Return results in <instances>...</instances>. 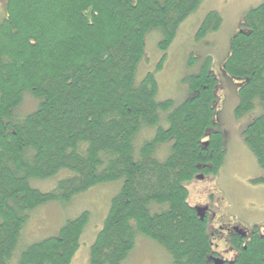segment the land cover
Here are the masks:
<instances>
[{"label": "trees", "instance_id": "1", "mask_svg": "<svg viewBox=\"0 0 264 264\" xmlns=\"http://www.w3.org/2000/svg\"><path fill=\"white\" fill-rule=\"evenodd\" d=\"M202 0H5L0 18V264H9L36 208L68 202L93 186L122 180L91 245L89 264H123L138 235L160 243L171 264H214L207 222L188 201L185 181L217 174L225 160L215 126L217 78L209 68L189 78L191 97L173 107L157 101L155 72L134 85L146 34L163 30L167 50L180 24ZM223 23L216 10L198 36ZM225 71L247 80L236 112L264 103V1L243 17L232 37ZM36 99L21 113L25 97ZM163 119L168 125L163 126ZM144 126L157 127L135 149ZM264 168V114L244 130ZM205 138L209 146H205ZM172 140L163 159L157 153ZM62 169L73 174L43 191L31 185ZM158 205L154 210L153 205ZM90 219L83 211L57 235L27 245L16 264H71ZM234 262L264 264V238H256Z\"/></svg>", "mask_w": 264, "mask_h": 264}, {"label": "rangeland", "instance_id": "2", "mask_svg": "<svg viewBox=\"0 0 264 264\" xmlns=\"http://www.w3.org/2000/svg\"><path fill=\"white\" fill-rule=\"evenodd\" d=\"M264 0H202L179 26L178 33L167 50L162 68H158L163 50L160 41L163 30L151 29L145 37L144 56L138 63L134 85H139L148 72H155L159 89L157 101L173 100V107L191 97L189 78L209 68L217 78L215 86V126L212 130L221 131L225 160L217 174H209L204 179L185 181L189 191L188 201L193 206L210 205L215 218L208 219L207 232L210 234L213 223L224 226L238 225L251 232L259 228L264 234V168L245 142L244 130L258 116L264 114V103L260 98L254 100L251 109L237 113L240 102L238 90L245 77L234 78L224 69L230 54L232 37L239 30L246 13ZM5 0H0V18L5 14ZM218 11L223 18L220 28L198 36L199 28L210 11ZM36 99L27 95L20 108L21 113L34 109ZM167 126V119H163ZM155 127L144 126L134 140L135 149L146 139L154 136ZM207 141L208 139L205 138ZM163 144L157 155L163 159L172 144ZM73 174L70 169H62L54 176L30 180L32 186L49 191L57 186L60 179ZM122 180L99 183L89 190L75 195L68 202L52 201L30 213L14 255L9 264L17 259L27 245L57 235L69 219L83 211L90 212V219L81 236L80 247L71 264H89L91 245L108 214L112 197L121 189ZM154 210L158 205L152 206ZM230 217V219H229ZM233 220V221H231ZM170 253L157 241L138 235L134 249L123 264H171Z\"/></svg>", "mask_w": 264, "mask_h": 264}, {"label": "flooded vegetation", "instance_id": "3", "mask_svg": "<svg viewBox=\"0 0 264 264\" xmlns=\"http://www.w3.org/2000/svg\"><path fill=\"white\" fill-rule=\"evenodd\" d=\"M204 177L208 176L205 173H200ZM198 177V175H197ZM199 206V205H197ZM206 207L207 210L204 214V220L208 222L212 218H215V214L211 210L210 205H201ZM230 219V217H229ZM233 221V220H231ZM220 224H214L212 230L210 231L211 241H212V257L223 260V264L227 262H234L238 255L241 253L240 244L237 245V242L241 240L242 247L244 250L247 249L248 245L256 238H264V234L259 231V228L252 229L251 232L244 230L238 225L224 226Z\"/></svg>", "mask_w": 264, "mask_h": 264}, {"label": "water", "instance_id": "4", "mask_svg": "<svg viewBox=\"0 0 264 264\" xmlns=\"http://www.w3.org/2000/svg\"><path fill=\"white\" fill-rule=\"evenodd\" d=\"M205 146H209V141H204ZM197 178H203V175H198ZM195 209L197 210L198 215L204 219V214L207 210L206 207L203 206H195ZM212 260L214 261V264H223V260L212 257Z\"/></svg>", "mask_w": 264, "mask_h": 264}]
</instances>
